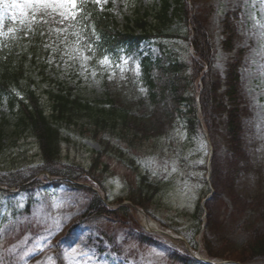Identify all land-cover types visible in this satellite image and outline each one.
<instances>
[{"label":"trees","instance_id":"trees-1","mask_svg":"<svg viewBox=\"0 0 264 264\" xmlns=\"http://www.w3.org/2000/svg\"><path fill=\"white\" fill-rule=\"evenodd\" d=\"M194 4L193 0H158L147 8L135 7L132 14L123 18V23L109 10L100 11L92 0H82L75 20L62 18L63 25L52 17L58 16L56 13L34 17L31 32L20 31L26 45L22 41L17 44L20 56L17 61L8 59L2 62L0 56V105L7 102L10 116L15 120L11 123L12 133L20 134L11 137L31 138L37 146L42 167L11 172L5 174V179V176H0V184L9 187L25 184L41 172L74 181L81 180L78 175L86 172L90 179L101 184L96 172L110 171L108 164H102V158L124 156L130 166L136 165L139 156L125 154L120 145L131 147L130 144L142 135L146 139L159 132L169 135L178 120L183 121L190 141L202 138L200 129L203 126L214 143L212 182L217 190L213 201L208 203L206 231L210 234L216 231L214 207L219 198L227 197L234 208L241 207V212L249 202L245 223L251 224V236L241 249L229 250L227 257L240 264L264 262V229L254 226L255 221L264 223V182L259 183L257 194L248 200L238 190L240 177L252 168V158L246 151L244 139L243 119L248 110L239 74L241 53L228 65L225 77H221L214 69V47L209 32L214 8L206 6L198 11ZM231 25L228 18L224 25L228 34L224 43L226 51H230L233 44ZM69 32H72L75 51H87L93 61H102L106 56L119 57L124 53L131 58L128 66L131 68L138 60L135 86H145V98L139 97L135 103L133 96L120 92L123 85L119 82L114 90L120 95L107 103L97 100V97L91 100L83 91H76L75 86L62 82L57 71L46 73L44 67L40 68L41 58L45 59L50 52L43 48L44 44L51 39L60 43ZM9 39L11 36L4 40L0 35V41ZM178 40L185 42L187 54L192 49L195 57L181 59L170 48L174 42L178 45ZM86 41L95 43L96 47H90ZM72 44L69 42L68 46ZM144 46L145 49L146 46H156L158 51L154 54L149 48L144 55ZM1 47L0 50L5 49L3 44ZM55 51V55L60 53L57 49ZM25 60L38 62V74L30 71ZM204 69L206 73H202ZM94 70L97 72L99 67H94ZM37 80L45 86L40 88ZM198 80L201 86L197 88L196 95L192 84ZM187 88L192 90L188 91V96ZM134 104L136 106H131ZM71 134L99 147L98 151L92 152L88 171L62 163L63 147L73 137ZM9 136L1 128L0 149L6 146ZM217 139L223 142L225 152H220ZM140 176L138 187H131L126 198L148 211L160 188L158 183L149 182L146 175L140 173ZM69 185L75 191L85 192L89 199V216L127 220L129 207L109 211L93 191ZM122 201L119 199V203ZM217 236L227 239L223 231ZM142 240L153 242L144 236ZM205 243L208 255L214 257L207 239ZM174 260L190 264V258L175 256Z\"/></svg>","mask_w":264,"mask_h":264},{"label":"rangeland","instance_id":"rangeland-1","mask_svg":"<svg viewBox=\"0 0 264 264\" xmlns=\"http://www.w3.org/2000/svg\"><path fill=\"white\" fill-rule=\"evenodd\" d=\"M152 2L153 0H99L97 3L102 8L109 4L113 5L111 13L122 23L123 16H128L135 6ZM193 2L198 11L206 6L214 8L209 32L214 47L215 71L223 77L228 64L238 57V53H242L239 72L243 100L248 110L243 120L244 138L247 152L252 158V168L246 175L240 177L238 190L245 194V199L248 200L257 194L259 184L257 182H264V0H193ZM39 10L56 12L63 18L70 17L64 9L54 6L33 5L25 11L27 15ZM62 12L64 15H61ZM26 15L20 16L17 11V19H12L14 24L16 23L15 28L22 26L26 31L30 30L23 23ZM228 18L234 34L230 51L224 49L228 36L224 25ZM14 32L15 37H18V31ZM176 42L178 45L174 42L170 48L181 59L188 60L189 57H193L191 52L187 54L185 42L182 40ZM52 44L53 42L46 44L45 48ZM149 48L154 54L157 53L155 46H146L147 50ZM61 55L62 59L59 61L54 55L44 60L43 64L49 65L45 71L52 70V64L56 60L55 66L60 69L62 82L75 86L76 91H83L85 97L91 100L97 97V100L107 103L116 95H120L115 94L114 89L122 82L123 88L120 92L123 95L133 96L135 103L139 97L145 98V86L139 84L135 86V70L128 67L131 59L123 62L121 73H115L113 62L99 63L100 71L96 72L93 69L96 64L93 65L89 57L86 55L85 57L83 53ZM135 63H138V60H135ZM37 64L31 66L36 74ZM206 71L203 70L204 73ZM199 85V82L192 84V89H196V95ZM186 90L188 96V91L192 90L190 88ZM132 99L131 97L130 101ZM2 111L8 120L11 118L4 108L0 109V130L3 128L5 133L10 134L6 146L0 149V176H5V179V174L36 168L41 163L37 146L31 138L11 137L20 134L12 133L13 124L3 121ZM200 130L202 133L206 132L203 126ZM71 135L73 137H70V141L63 147L62 163L79 166L88 171L92 152L98 151L99 147L96 143ZM187 135L183 121L178 120L169 135L166 132H159L148 139L142 135L130 144L131 147L120 145L121 149L126 151L125 154L139 156L135 166H130L124 156L102 158V164H108L110 171L96 172L101 184L90 179L86 172L78 175L81 178L80 184L93 188L100 197H107L110 202L109 208L115 209L119 205V199L124 200L131 187H138L142 173L147 176L149 182L158 183L160 188L153 205L146 213L149 219L169 235L174 237L184 235L186 240L192 241L198 251L190 248L188 251L195 257L198 253L216 264H240L227 257L230 254L227 252L241 249L251 236V224L245 223L248 219L249 202L244 205L241 212V207L234 208V204L227 197L219 198L214 207L216 231L214 230V234L206 231L197 214V206L207 187L209 189V186L205 189V180L206 161L211 145L203 138L188 141ZM217 141L220 152H225L221 139ZM2 193L0 192V264H178L172 261L169 251L174 250L183 254L177 246L178 240L169 236L158 237L154 245L139 241L135 231L143 225L135 207H130L128 218H125L127 220L96 219L97 221H90L76 229L74 237L67 239L66 230L78 224L85 212L84 204L87 200L85 193L66 191L65 188H53L49 193L39 190L34 194L35 202L29 212H24L31 197L29 193L20 192L19 189ZM132 217L135 224L130 223L131 229L126 231L123 225ZM99 223L101 230L120 239L121 245L113 248L105 241L98 243L96 225ZM254 226L264 229V223L260 221H255ZM222 231L226 240L217 236ZM174 232H178L179 235ZM206 239L212 247L211 255L214 257L206 255Z\"/></svg>","mask_w":264,"mask_h":264},{"label":"snow or ice","instance_id":"snow-or-ice-1","mask_svg":"<svg viewBox=\"0 0 264 264\" xmlns=\"http://www.w3.org/2000/svg\"><path fill=\"white\" fill-rule=\"evenodd\" d=\"M99 2V0H97ZM82 4V0H0V8L12 9L11 17L13 20L17 19V11L20 16L26 15V9L33 5H41L47 7H59L68 12L69 15H75L72 10L79 11V5ZM61 15H64L62 12ZM3 15L0 14V23H2ZM11 31V29L9 30Z\"/></svg>","mask_w":264,"mask_h":264},{"label":"bare ground","instance_id":"bare-ground-1","mask_svg":"<svg viewBox=\"0 0 264 264\" xmlns=\"http://www.w3.org/2000/svg\"><path fill=\"white\" fill-rule=\"evenodd\" d=\"M143 219H144V217H143ZM145 224H146V227L148 229L156 230V226L150 220L145 219Z\"/></svg>","mask_w":264,"mask_h":264}]
</instances>
